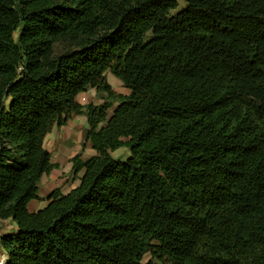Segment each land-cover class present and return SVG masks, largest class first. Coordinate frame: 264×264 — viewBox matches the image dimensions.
Instances as JSON below:
<instances>
[{"label":"trees","instance_id":"trees-1","mask_svg":"<svg viewBox=\"0 0 264 264\" xmlns=\"http://www.w3.org/2000/svg\"><path fill=\"white\" fill-rule=\"evenodd\" d=\"M185 2L0 0L1 264H264V0ZM82 116L79 186L31 213Z\"/></svg>","mask_w":264,"mask_h":264},{"label":"crops","instance_id":"crops-1","mask_svg":"<svg viewBox=\"0 0 264 264\" xmlns=\"http://www.w3.org/2000/svg\"><path fill=\"white\" fill-rule=\"evenodd\" d=\"M92 92L96 91L91 90L86 95ZM88 129L87 119L82 116L71 119L67 125L61 128L54 127L51 133L46 136L44 148L51 154L52 163L58 167L40 180L39 196L42 201L40 204L34 200L29 203L28 209L31 213L45 208L48 204L46 198L54 190H60L63 195H67L79 186L84 171L75 176L72 160L81 154L84 160L95 155L90 145H87L85 150L83 148Z\"/></svg>","mask_w":264,"mask_h":264},{"label":"rangeland","instance_id":"rangeland-1","mask_svg":"<svg viewBox=\"0 0 264 264\" xmlns=\"http://www.w3.org/2000/svg\"><path fill=\"white\" fill-rule=\"evenodd\" d=\"M176 2L178 3V9L172 12V15H176L182 12L183 10L186 9V6H187L185 0H176ZM106 80H107V83L114 89V91L117 94L124 95V96L129 95V91L125 89L123 87V84L118 79H116L110 72L106 74ZM84 98H85L84 105H87L90 103L99 105V104H103L106 101V95L97 94L96 92L95 93L92 92L91 94H88V95L85 94ZM115 106L116 104H114V108ZM112 112H113V109L110 111L109 116H111ZM83 148L84 150L86 149V147H83ZM80 156H83V155L81 154ZM111 156L116 161L126 162L131 157V152L129 148L124 147V148H121V149H118L112 152ZM34 201H36L38 204L41 203V201L39 200H34ZM148 259H149V256L145 257L144 261H147ZM2 262H3V258H2V254L0 253V264Z\"/></svg>","mask_w":264,"mask_h":264},{"label":"built area","instance_id":"built-area-1","mask_svg":"<svg viewBox=\"0 0 264 264\" xmlns=\"http://www.w3.org/2000/svg\"><path fill=\"white\" fill-rule=\"evenodd\" d=\"M84 102H85V98H84V96H83V97L80 98V103H81V104H84Z\"/></svg>","mask_w":264,"mask_h":264}]
</instances>
